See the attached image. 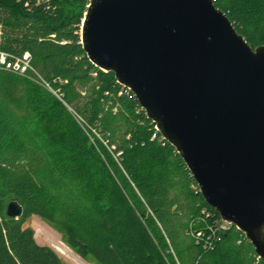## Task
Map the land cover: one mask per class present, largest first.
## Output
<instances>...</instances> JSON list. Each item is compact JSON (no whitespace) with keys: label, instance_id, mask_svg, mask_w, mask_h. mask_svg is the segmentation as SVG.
<instances>
[{"label":"trees","instance_id":"1","mask_svg":"<svg viewBox=\"0 0 264 264\" xmlns=\"http://www.w3.org/2000/svg\"><path fill=\"white\" fill-rule=\"evenodd\" d=\"M55 5L0 0L2 49L28 52L37 74L0 70V180L22 207L0 216V264H63L23 228L33 212L97 264H260L233 226L217 230L219 215L133 95L87 60L86 0ZM214 5L252 48L264 45V0Z\"/></svg>","mask_w":264,"mask_h":264},{"label":"water","instance_id":"2","mask_svg":"<svg viewBox=\"0 0 264 264\" xmlns=\"http://www.w3.org/2000/svg\"><path fill=\"white\" fill-rule=\"evenodd\" d=\"M79 36L264 264V45L252 48L214 0H86Z\"/></svg>","mask_w":264,"mask_h":264},{"label":"rangeland","instance_id":"3","mask_svg":"<svg viewBox=\"0 0 264 264\" xmlns=\"http://www.w3.org/2000/svg\"><path fill=\"white\" fill-rule=\"evenodd\" d=\"M11 201H14L13 194L3 187L0 180V216L6 217V206ZM22 218L25 220L23 228L32 231L35 243L51 249L63 264H97L91 257L83 259L67 244L65 232L61 225L46 220L36 212L27 213ZM59 244L68 252H63ZM256 260L258 261L257 256Z\"/></svg>","mask_w":264,"mask_h":264},{"label":"built area","instance_id":"4","mask_svg":"<svg viewBox=\"0 0 264 264\" xmlns=\"http://www.w3.org/2000/svg\"><path fill=\"white\" fill-rule=\"evenodd\" d=\"M16 4H19L23 9L30 10L32 7H46L50 11L56 9L58 0H10ZM80 43V41H79ZM31 57L28 52H23L21 54H14L2 49V40H1V29H0V70L9 72L15 75L20 76H37L35 70L31 66ZM124 90V89H123ZM75 120L81 124L82 120L80 117L75 116ZM156 135H153V138ZM221 224L218 231H225L231 225L220 221Z\"/></svg>","mask_w":264,"mask_h":264},{"label":"bare ground","instance_id":"5","mask_svg":"<svg viewBox=\"0 0 264 264\" xmlns=\"http://www.w3.org/2000/svg\"><path fill=\"white\" fill-rule=\"evenodd\" d=\"M60 247H61V249H62L63 252H65V253L68 252L67 249H65L64 247H62V245H60Z\"/></svg>","mask_w":264,"mask_h":264}]
</instances>
